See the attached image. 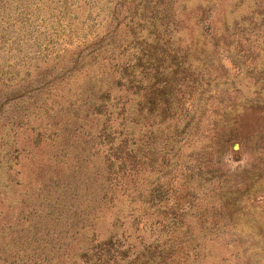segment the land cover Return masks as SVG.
<instances>
[{"label": "rangeland", "instance_id": "374dc122", "mask_svg": "<svg viewBox=\"0 0 264 264\" xmlns=\"http://www.w3.org/2000/svg\"><path fill=\"white\" fill-rule=\"evenodd\" d=\"M0 264H264V0H0Z\"/></svg>", "mask_w": 264, "mask_h": 264}]
</instances>
